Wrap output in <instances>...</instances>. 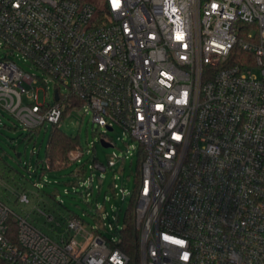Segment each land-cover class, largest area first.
Masks as SVG:
<instances>
[{
  "label": "built area",
  "instance_id": "1",
  "mask_svg": "<svg viewBox=\"0 0 264 264\" xmlns=\"http://www.w3.org/2000/svg\"><path fill=\"white\" fill-rule=\"evenodd\" d=\"M0 50L25 137L82 106L143 149L136 262L81 217L54 240L0 200V264H264V0H0Z\"/></svg>",
  "mask_w": 264,
  "mask_h": 264
},
{
  "label": "rangeland",
  "instance_id": "2",
  "mask_svg": "<svg viewBox=\"0 0 264 264\" xmlns=\"http://www.w3.org/2000/svg\"><path fill=\"white\" fill-rule=\"evenodd\" d=\"M88 1L98 4L99 0ZM18 63L25 70L30 69L29 64L21 60ZM43 78L46 82L38 78L34 85L38 102H42L44 96H51L55 88L49 76ZM91 116L90 108L79 106L59 121L63 131L78 137L82 155L77 163L71 161L64 168L49 170L45 144L51 126L40 127L28 138L24 136L22 125L0 109V174L8 185L6 190L0 188V200L54 240L65 231L66 218L72 214L83 219L86 230L98 229L107 238L117 241L129 193L135 187L138 142L118 124L104 132L103 127L92 123ZM101 139H107L112 146H102ZM108 160L115 164L108 166ZM81 161L85 166L80 165ZM96 162L105 169L97 168ZM23 191L28 201L18 202L16 194ZM44 214L53 216L54 221L45 222Z\"/></svg>",
  "mask_w": 264,
  "mask_h": 264
},
{
  "label": "trees",
  "instance_id": "3",
  "mask_svg": "<svg viewBox=\"0 0 264 264\" xmlns=\"http://www.w3.org/2000/svg\"><path fill=\"white\" fill-rule=\"evenodd\" d=\"M88 1V0H85ZM76 103L75 99L72 100ZM65 117V111L62 118ZM138 151L136 155L137 170L134 177L135 187L129 193L128 207L124 211L123 224L119 229V237L117 247L127 253L134 262L138 260V243L139 231L135 226V207H136V182L139 164L143 158V149L140 144L137 145ZM73 149H79L78 137L63 131L59 125H53L47 133L45 144V157L49 170H58L66 167L71 161L69 160V152ZM81 166H85L84 161L80 162ZM73 216L69 214L68 217Z\"/></svg>",
  "mask_w": 264,
  "mask_h": 264
},
{
  "label": "water",
  "instance_id": "4",
  "mask_svg": "<svg viewBox=\"0 0 264 264\" xmlns=\"http://www.w3.org/2000/svg\"><path fill=\"white\" fill-rule=\"evenodd\" d=\"M55 99H57V96H55ZM109 129H110V128H109ZM100 143H101V145L104 146V147L112 146L111 143L105 141L104 139H101V140H100ZM17 156H19V153H17Z\"/></svg>",
  "mask_w": 264,
  "mask_h": 264
}]
</instances>
